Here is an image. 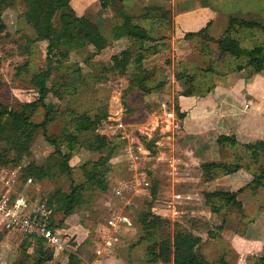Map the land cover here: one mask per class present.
<instances>
[{
    "label": "rangeland",
    "instance_id": "374dc122",
    "mask_svg": "<svg viewBox=\"0 0 264 264\" xmlns=\"http://www.w3.org/2000/svg\"><path fill=\"white\" fill-rule=\"evenodd\" d=\"M183 1L188 0H150L148 5H159L161 12H169L167 18H172V11ZM196 1L211 3L223 16L214 25L213 38L223 34L224 15L231 13L264 24V0ZM70 5L77 18L63 26L73 35L75 44L62 47L50 60L46 57V42L34 40L29 11L23 0H12L0 12L5 24L0 37L1 100L11 108L23 110L26 120L40 122L44 108L30 78L40 69L49 68L44 100L54 104L56 109L45 131L37 130L28 150L17 161V151L0 137V151L6 153L4 163H0V197L4 195L9 204L21 198V202L29 205L36 200L43 202L60 190L71 192L75 200L80 199L65 217L53 207L55 205L50 209V221L62 240H66L61 251L55 252L43 242L40 251L38 238L22 234L0 220V263L34 264L41 255L46 259L44 264H67L69 255L74 257L75 264H90L103 256L111 258L110 250L97 255L95 249L114 235L110 227L102 226L104 219L120 213L128 215L130 225L109 244L111 250L117 252L112 255L113 260H120V264H149L146 248L150 241L146 230L136 222L138 213L149 208L170 221L157 234L163 236L171 232L176 223L201 236L204 241L198 246V252L208 261L224 255L228 264H259L264 254V187L244 189L237 196L240 208L210 199L207 193L228 190L229 180L222 177V171L220 176L207 180L202 175L201 160L194 158L202 141L176 131L172 124L166 127L168 120L173 119L168 111H176L178 93L188 88L203 91L213 82L211 69H233L236 64L244 63L246 57L235 60L222 55L214 42H206L199 36L186 39L187 46L171 44V19L169 22L162 19L161 23L136 19L157 38L158 53H142V70L131 63L126 72L120 74L112 67L110 56L126 47L134 51L133 58L139 51L138 45L127 37L114 45L116 39L111 36V27L121 21L115 9L101 8L100 0H70ZM124 5L133 13H139L142 8L132 1H125ZM233 35L245 48L264 44L261 29L238 28ZM176 47H183L181 49L188 53H178V57ZM250 70L246 68L247 73H251ZM145 73L148 76L145 83L152 88L149 93H143L137 87L138 80H133L134 74L144 76ZM71 112L103 115L96 134L75 133ZM64 132L78 136L75 143L59 141L60 150L70 154L67 173L61 169L62 158L54 152L51 143ZM96 138L97 145L87 148L94 145ZM206 138L213 147L206 143L207 149L213 152L208 151L200 159L212 157L219 162L237 164L239 168L230 173V180L235 177L240 187L245 186L264 163L263 155L254 160L240 146H218L213 135ZM149 140L155 142L147 146ZM108 153L109 157L96 168L105 188L86 183L83 190L71 191L72 185L85 182L84 172L91 169L92 163ZM30 163L37 166L39 175L28 181L24 168ZM178 193L180 197L176 198ZM164 199L177 203L175 207L166 208L162 206Z\"/></svg>",
    "mask_w": 264,
    "mask_h": 264
},
{
    "label": "trees",
    "instance_id": "16d2710c",
    "mask_svg": "<svg viewBox=\"0 0 264 264\" xmlns=\"http://www.w3.org/2000/svg\"><path fill=\"white\" fill-rule=\"evenodd\" d=\"M12 0H0V12L6 7ZM29 11V23L34 33V40L46 42V57L48 60L52 59L56 52L62 47L72 46L75 44V39L70 33L68 28H65L63 24L65 22L74 21L77 18L73 8L70 5V0H23ZM131 0H100L101 8H114L115 12L121 18V21L114 24L111 27V36L113 39H119L127 37L137 44V51L139 53L133 58V50L130 47L121 49L118 53H114L110 56L112 67L117 70L118 73L123 74L126 72L128 66L131 63H135L137 69L142 70L141 61L143 59L142 53H156L157 48L155 42L157 38L150 35L148 28L141 25L137 20L149 21L154 23L155 20L165 19L169 22L171 17L167 18L169 12H161L159 5L151 4L146 7L139 8V13H133L126 9L124 2ZM136 5V4H135ZM137 19V20H136ZM243 28L247 30L261 29L264 32V24L255 19H247L239 17L234 14H230L227 18L226 26L223 34L219 38H213L208 34L207 25L196 31L186 32L185 38H192L194 36L201 37L204 41L214 42L217 50L220 54L228 55L232 59L238 60L242 56L246 57V60L242 64H236L233 70H241L244 68H250L251 72H259L264 69V44L257 43L253 47L245 48L241 45L239 39L233 35L238 29ZM5 29V24L0 16V37ZM152 42V43H151ZM154 42V43H153ZM146 43H151L146 45ZM150 49V51H149ZM215 69H211L213 74ZM229 71V70H226ZM50 75V69H40L36 73L32 74L30 83L37 89L38 101L44 108V116L40 122L28 121L22 116L23 110H17L9 107L0 98V137L5 138L10 148L17 151L16 161L19 159L26 150L32 140L33 135L38 129L45 131L47 124L54 118L53 113L56 111L54 104L46 103L44 98V88L46 87L47 78ZM133 80H138L137 87L143 93L151 92L152 88L146 85L148 78L147 73L144 76L134 74ZM211 85V84H210ZM192 87V86H191ZM196 88V87H195ZM210 86H206L203 91H197V89L188 88L178 95H202L205 91H208ZM177 99V96L176 98ZM175 112L179 118L184 116L183 112H180L177 100ZM70 120L74 126L75 133L88 132L96 134L98 124L101 122L103 115H90L87 113H70ZM5 132V135H1ZM72 132H64L58 138L51 141L54 152L61 158L62 162L60 167L64 172H68L70 166L68 164L70 154L69 152H62L59 147V141L66 140L69 144L75 143L78 140V136ZM97 136V135H96ZM49 137V136H48ZM47 139L49 140V138ZM149 142V143H148ZM146 144L154 143V140H149ZM216 143L218 145L240 146L249 152L250 156L256 160L260 155L264 157V141L255 140L247 143H241L236 140L234 135L221 134L216 137ZM94 145H89L87 148L93 149L97 145L93 140ZM5 149V148H4ZM6 153L3 150L0 151V163H4L6 159ZM109 157V153L103 158H99L96 162L92 163L90 170L84 172L85 182L72 185L71 191H81L84 189L85 184L89 183L100 188H105L103 178L99 175L97 166L103 163L106 158ZM202 175L207 180H211L221 175L220 171L224 174H230L239 168L237 164L224 163L219 161H204L200 164ZM24 170L29 175L30 179H36L38 177L37 166L30 163L25 166ZM264 187V163L258 168V172L254 173L251 180L245 185L238 188L236 191L217 189L207 193L210 199H218L225 204L230 205L233 208H240L241 202L237 199V194L244 189L249 188L255 190L256 188ZM80 203V199L75 200L72 197L71 192H63L56 190L52 196L43 200V204L49 211L48 217H50L51 207L63 212L64 217L67 216L70 211ZM136 222L146 230V237L150 241L146 248V260L149 264H156L161 262L163 264H228L224 255L219 256L217 259L208 261L203 254L198 252V246L202 242V238L199 235L187 231L181 227H178L174 223V228L171 232H167L163 236L157 234V231L165 225L170 224L167 218H162L160 214L152 211L151 209L141 210L137 217ZM50 226L56 227L49 219ZM154 235L156 238H154ZM40 243V251H42V239L38 238ZM45 258L41 255L36 258L34 264H44ZM11 264H22L21 261H14ZM67 264H75L74 257L69 255ZM259 264H264V254L261 256Z\"/></svg>",
    "mask_w": 264,
    "mask_h": 264
},
{
    "label": "crops",
    "instance_id": "0c3cea01",
    "mask_svg": "<svg viewBox=\"0 0 264 264\" xmlns=\"http://www.w3.org/2000/svg\"><path fill=\"white\" fill-rule=\"evenodd\" d=\"M131 1L139 7H146L150 3V0ZM219 17L223 18L222 14L211 3H201L196 0L195 2L191 0L181 2L178 8L172 11L171 44L175 45V42H177L178 45L187 46L189 42L184 34L199 30L206 25L208 34L212 37L214 35L212 30L215 28L214 25ZM224 17L223 20L227 22L228 16L224 15ZM219 37L215 36V38ZM123 40H125L124 37L116 39L114 45ZM183 47H176L178 48L176 49L177 54L188 53V50L181 49ZM157 53H154V55ZM177 56L179 57L180 54ZM211 78L213 82L210 88L202 95L195 93L188 96L178 95L176 99L180 112L184 113V116L179 118L180 131L184 135H189L192 139L202 141L196 149L198 153L194 148V158L201 160V162L217 161L212 157L210 159H200L208 151L213 152L209 148L207 149L208 145L206 144H210V148H213L206 138L211 135L215 137V143L216 137L221 134L234 135L236 140L241 143L258 139L264 141V69L251 73H247L246 68L233 71L216 69ZM222 175V177H225L224 179L229 180L228 190L236 191L240 188L235 177L230 180V174ZM244 205L246 204L244 203ZM113 250H110L111 258L107 259L103 256L91 263L120 264V260L115 258L113 260L112 255L117 253L116 251L114 253ZM102 260H105V262Z\"/></svg>",
    "mask_w": 264,
    "mask_h": 264
},
{
    "label": "built area",
    "instance_id": "2783aa9c",
    "mask_svg": "<svg viewBox=\"0 0 264 264\" xmlns=\"http://www.w3.org/2000/svg\"><path fill=\"white\" fill-rule=\"evenodd\" d=\"M175 113L173 111H168V115H171L173 119L172 121L168 120L169 123L166 124V127L169 128L170 124H172V128L178 131L180 130L181 125L179 117L175 116ZM28 181H31V179L28 178ZM117 192L118 194L121 193L120 190H117ZM175 197L179 198L180 194H176ZM20 199L21 198H16L12 204H9L4 195L0 197V220L8 227L15 229L22 234L41 238L42 242L45 245L47 244L51 246L55 252L61 251L66 240H62L57 228L50 226L48 217L49 211L46 209L43 202L36 200L28 205L26 202H21ZM176 203L177 201L173 202L172 200L164 199L162 206L168 208L172 205L175 207ZM126 206L127 202L124 207ZM122 210L124 211V208H122ZM103 224L104 226L110 227V230L114 235L108 240H103L102 244L97 245L95 249L97 255H102V252L105 254L107 250H111L109 244L114 243L111 241L117 239L122 229L125 226L130 225V222L128 215L118 213L113 214L112 216L110 215L109 218H105ZM112 245L113 244H111V246Z\"/></svg>",
    "mask_w": 264,
    "mask_h": 264
},
{
    "label": "water",
    "instance_id": "95a60500",
    "mask_svg": "<svg viewBox=\"0 0 264 264\" xmlns=\"http://www.w3.org/2000/svg\"><path fill=\"white\" fill-rule=\"evenodd\" d=\"M73 243V242H72Z\"/></svg>",
    "mask_w": 264,
    "mask_h": 264
}]
</instances>
